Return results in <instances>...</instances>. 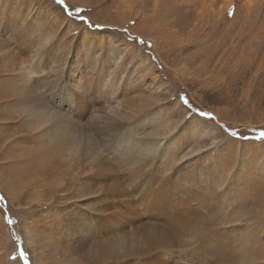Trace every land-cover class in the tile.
Here are the masks:
<instances>
[{"label": "rangeland", "instance_id": "obj_1", "mask_svg": "<svg viewBox=\"0 0 264 264\" xmlns=\"http://www.w3.org/2000/svg\"><path fill=\"white\" fill-rule=\"evenodd\" d=\"M16 37L32 41L29 53L22 54ZM113 38L118 40L111 43ZM10 53L22 63L21 68L33 55L43 58L39 68L43 73L51 72L48 84L44 88L34 81L32 85L36 91L46 89L41 97L59 111L53 118L60 125L57 132L78 137L87 131L94 137L99 152L105 141L98 130L104 125H76L71 120L76 111L65 100L67 92L89 100V93L76 90V79L94 75L99 68L107 77L116 72L123 78L131 77L133 82L152 86L154 96L148 111L171 104L176 113L173 120L179 128L186 116L207 113V117L197 115L196 120L222 135L207 136L204 129L195 127L194 121L190 127L204 138L200 140L202 146L209 149L213 158H208L209 152L201 153L198 158L191 157L193 162L188 165L196 170L208 166L213 187H227V195L233 201L229 213L260 212L259 217L264 220V176L258 174L264 175V140L257 138L258 133L264 132V0H61L59 4L56 0H0V95L13 79L5 69ZM150 65L154 68L151 77ZM157 78L164 82L161 90H157L160 83H152ZM177 94L187 99L191 111L185 112L180 100L173 103ZM11 99L0 98V113L12 110L8 103ZM13 112L25 116L26 109L17 100ZM19 120L14 117L13 121L0 123V264H33L24 229L30 234L29 241L37 245L35 253L66 264L65 257L59 254L53 258L52 247L39 242L62 239L57 222L66 215L61 208L83 197L75 196L74 188L64 186L72 173L83 168L76 160L64 161L67 156L63 153L58 156L51 137L47 139L53 146L43 155L40 165L35 161L25 168L27 158L21 164L14 162L15 158L6 161V128L19 126V137L23 133ZM142 132L141 138L145 133ZM176 132L163 142L161 150L169 156L177 151L180 158L193 143L184 145L181 137V141L168 145ZM230 132H236L237 137L227 135ZM39 143L48 145L46 140L26 145ZM20 151L19 146H14L13 152ZM56 162L60 166L55 173L47 172V165ZM84 173H88L86 169ZM256 175L263 177L262 183H257ZM5 214L11 225L4 219ZM240 224L243 229L237 234V239L241 238L238 241L258 243L257 264L259 250L264 249V234L251 233L248 226Z\"/></svg>", "mask_w": 264, "mask_h": 264}, {"label": "bare ground", "instance_id": "obj_2", "mask_svg": "<svg viewBox=\"0 0 264 264\" xmlns=\"http://www.w3.org/2000/svg\"><path fill=\"white\" fill-rule=\"evenodd\" d=\"M15 40L22 54L30 52V39L16 37ZM116 40L113 38L111 43ZM44 42L47 43L46 40ZM82 43L83 40L79 42L80 45ZM7 57L5 69L13 79L0 98H12L8 101L12 110L7 114L0 113V123L19 118L23 133L18 137L19 126L6 128L9 130L5 135L8 153L4 159L11 161L15 158L14 162L21 164L25 161L22 159L27 158L25 168L31 167L35 161L40 165L53 140L58 156L63 153L67 156L64 161L76 160L75 163H80L83 168L72 173L64 186V189L74 188L75 196L83 197L61 208L66 215L57 222L62 230V241L39 242L52 247L53 258L61 254L66 264L256 263L258 243L238 241L241 238L237 239V234L243 229L240 223L248 226L246 229L251 233L258 231L264 234V220L259 217L261 213L242 210L229 213L233 201L227 195V187H213L208 166L196 170V167L188 165L191 157L198 158L201 153L207 152L208 155L209 152L202 146L204 138L195 134L196 128L191 132L192 146L180 158L177 151H172L169 156L161 150L163 142L180 126L173 120L176 114L174 108L165 113L166 119L157 128L142 135L149 137L147 144H140L145 140L139 137L142 131L125 139L133 121L150 113L148 110L154 96L152 86L133 82L131 77L123 78L116 72L107 77L102 68L94 75H83L76 79V90L89 93V100H81V95L75 97L69 92L65 100L76 111L71 119L76 125L83 123L88 128L97 127L99 123L104 125L103 129H97L101 131L102 141H105L104 153L98 151L94 137L87 131L78 137L57 132L51 140L42 137L39 141L46 140L48 145L39 143L38 146H29L26 144L37 142L33 137L40 136L54 124L53 118L59 113L52 109L53 104L49 105V100L45 102L41 97L46 89L36 91L32 85L36 81L45 88L51 72L40 70L43 58L39 54L28 58L23 68L15 55L10 53ZM149 67L151 77L154 68ZM155 82L160 83L157 90L163 89L164 82L158 78L152 82L153 85H156ZM17 100L25 107V116L14 114L13 104ZM205 134L209 136L207 132ZM14 146H19L21 151L17 154L13 152ZM213 146L216 147V144ZM208 158H213L210 152ZM59 166V163L48 164L46 171L55 173ZM261 173L258 174L264 176ZM259 175L255 176L258 177L257 183H262L263 177ZM228 177L229 173H226L225 178ZM73 206L76 210L70 209ZM22 233L25 244L30 248L33 264H57V260L50 261L53 259L47 258L46 254L35 253L37 245L29 241L30 234L26 229ZM261 243L264 245V242ZM259 252L261 257L257 264H264V249Z\"/></svg>", "mask_w": 264, "mask_h": 264}, {"label": "snow or ice", "instance_id": "obj_3", "mask_svg": "<svg viewBox=\"0 0 264 264\" xmlns=\"http://www.w3.org/2000/svg\"><path fill=\"white\" fill-rule=\"evenodd\" d=\"M56 2H57V4H59L61 2V0H56ZM128 46L132 47L131 44H129ZM175 100L181 101V108L185 112L191 111V109H188V107H187L188 101L185 97L177 94V96L174 97V99H173V103L175 102ZM171 107H172V105L168 104L162 108H157L155 111H152L150 113H147V114L141 116L127 130L126 135H125V139H127V136L132 135L135 132H138V131L148 132L149 129L157 128L166 119L165 113ZM197 115L199 117H207L208 116V114L205 112L193 113L192 115L186 116V119L184 120L182 127H180L177 130L176 134L172 137V139L168 141V145H171V144L175 143L176 141H181V137H183V140L181 141L182 144L187 145L188 143H191L190 136H191L192 127H190V126H193L194 121H195V127H199V128L204 129L209 135H222V133L217 132L215 129L204 124L202 120H196ZM59 126H60L59 123H54L50 127H48L45 132L41 133L40 136L33 137V139L36 140L37 142H39L42 137L46 138V137L54 136L57 134V129L59 128ZM221 127L223 128V126H221ZM227 135H229L231 137H237L236 132H230V133H227ZM257 138L259 140H264V132L258 133ZM244 139H248V137H244ZM147 143H148V141L146 139L140 142L141 146H143L144 144H147ZM165 147L167 148V145ZM165 154H167V153H165ZM188 162L191 163L192 160L189 159ZM0 199H3V198L0 197ZM4 219L6 220V222L9 225L12 224V221L8 219L6 214L4 215Z\"/></svg>", "mask_w": 264, "mask_h": 264}]
</instances>
